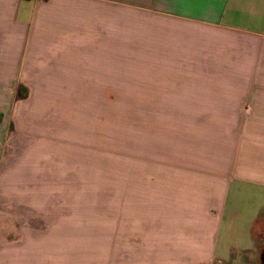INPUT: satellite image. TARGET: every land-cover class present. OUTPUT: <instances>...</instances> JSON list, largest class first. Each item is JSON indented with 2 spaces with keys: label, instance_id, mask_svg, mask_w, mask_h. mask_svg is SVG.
<instances>
[{
  "label": "crops",
  "instance_id": "obj_1",
  "mask_svg": "<svg viewBox=\"0 0 264 264\" xmlns=\"http://www.w3.org/2000/svg\"><path fill=\"white\" fill-rule=\"evenodd\" d=\"M89 2L105 6L92 15L104 21L83 26ZM88 37L92 44L121 42L122 54L115 49L102 62L153 63L157 78L173 80L154 89L157 102L132 110L184 128L168 148L154 150L153 181L147 192L139 188L147 198L139 213L113 218V230L101 237L107 264H263L264 69L244 73L239 55L243 38L264 41V0H0V112L7 120L20 95L37 93L30 70L76 78L83 63L77 48ZM232 184L260 192L253 259L217 243ZM12 249L0 245V264H33Z\"/></svg>",
  "mask_w": 264,
  "mask_h": 264
},
{
  "label": "rangeland",
  "instance_id": "obj_2",
  "mask_svg": "<svg viewBox=\"0 0 264 264\" xmlns=\"http://www.w3.org/2000/svg\"><path fill=\"white\" fill-rule=\"evenodd\" d=\"M104 8L87 3L83 26L104 21L102 15L92 18ZM109 17L106 23L116 22ZM243 41L241 70L264 69V41ZM90 42L84 38L77 48L83 63L76 78L30 70L37 93L19 96L13 120L0 112V245L17 249L19 258L31 257L33 264H107L101 237L113 230V218L139 213V200L147 199L146 193L139 197V188L147 192L148 180L153 181L154 150H165L184 132L163 117L152 120L145 118L146 111L132 110L157 102L154 89L173 80L157 78L153 63L102 62L115 49L122 54L118 40ZM67 86L74 92L45 94V89ZM259 193L255 186L230 185L219 247L231 243L247 250V258L255 257L251 221Z\"/></svg>",
  "mask_w": 264,
  "mask_h": 264
},
{
  "label": "flooded vegetation",
  "instance_id": "obj_3",
  "mask_svg": "<svg viewBox=\"0 0 264 264\" xmlns=\"http://www.w3.org/2000/svg\"><path fill=\"white\" fill-rule=\"evenodd\" d=\"M262 261H263V264H264V254H263V259H262Z\"/></svg>",
  "mask_w": 264,
  "mask_h": 264
}]
</instances>
